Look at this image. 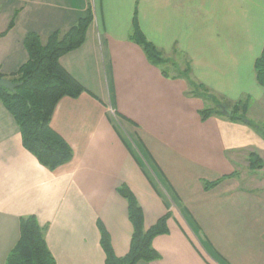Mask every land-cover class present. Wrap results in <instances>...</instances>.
<instances>
[{
    "label": "crops",
    "instance_id": "0c3cea01",
    "mask_svg": "<svg viewBox=\"0 0 264 264\" xmlns=\"http://www.w3.org/2000/svg\"><path fill=\"white\" fill-rule=\"evenodd\" d=\"M88 5L93 19L83 44L59 57L86 91L61 97L50 119L72 158L53 170L40 164L0 100V264L19 237V218L30 214L56 264H105L99 225L113 253L125 255L132 226L120 184L140 204L145 228L170 212L168 231L152 240L158 258L137 264H264V189L231 175L247 151L264 163V137L219 114L201 120L199 109L212 101L189 94L178 76L188 65L191 80L216 97H249L247 116L257 123L264 0H0V73L8 77L27 60L28 32L44 40ZM134 10L169 69L129 39Z\"/></svg>",
    "mask_w": 264,
    "mask_h": 264
},
{
    "label": "trees",
    "instance_id": "16d2710c",
    "mask_svg": "<svg viewBox=\"0 0 264 264\" xmlns=\"http://www.w3.org/2000/svg\"><path fill=\"white\" fill-rule=\"evenodd\" d=\"M92 19L93 12L88 5L85 13L74 24L64 30H53L44 40L37 32H28L23 40L28 58L17 71L8 74L11 81L21 83L15 87L14 91L0 86V100L16 121L23 146L37 158L40 164L50 170L68 162L73 156L68 143L50 126L55 105L63 96L76 97L86 91V88L60 64L59 57L83 44ZM10 26L11 23L8 27ZM129 39L142 47L151 63L161 65L171 62L146 39L139 27L136 10L132 16ZM254 70L257 82L264 88V44L254 61ZM178 76L187 80L189 94L212 101L213 106L199 109L201 120L207 119L210 115L219 114L231 121L250 124L264 137V126L253 122L247 116L251 101L249 97L233 102L216 97L207 88L191 80L188 65L179 70ZM0 77L5 76L0 73ZM220 104L228 108L229 114L223 112ZM124 141L135 155L128 141L126 139ZM247 161L248 168L251 170L260 169L264 164L255 151L247 154ZM141 168L153 188L160 193L157 183L146 166L142 165ZM235 174H237L236 171L231 172V175ZM225 176L213 181H204L203 187L205 189L213 187ZM116 191L127 202V217L131 223L132 232L127 253L116 256L112 251L109 235L99 225L105 264H137L141 260L151 261L158 258L159 254L153 248L152 240L156 235L168 231L167 220L170 212H166L145 228L142 208L129 187L126 184H120L116 187ZM4 264H56L55 258L47 247L44 230L34 215L19 218V237L7 253Z\"/></svg>",
    "mask_w": 264,
    "mask_h": 264
},
{
    "label": "rangeland",
    "instance_id": "374dc122",
    "mask_svg": "<svg viewBox=\"0 0 264 264\" xmlns=\"http://www.w3.org/2000/svg\"><path fill=\"white\" fill-rule=\"evenodd\" d=\"M163 68L169 69L170 66H166V63L161 64ZM252 108L255 112L252 113V118L257 121L258 124L261 126H264V100L258 103H253ZM112 118L113 115L111 114ZM118 123V122H117ZM121 130V129H120ZM123 132V131H122ZM125 135V133L123 132ZM250 151H247L246 153H242L237 156V160H239V169H236L234 171L237 172L238 175H240L242 183L246 184L251 187L257 186L261 187V189H264V167L262 169H256V170H251L248 168V161H247V154ZM247 164V166H246ZM147 168V167H146ZM150 173V172H149ZM151 174V173H150ZM152 175V174H151ZM161 190V189H160ZM162 192L164 191L163 189L161 190ZM165 194V192H163Z\"/></svg>",
    "mask_w": 264,
    "mask_h": 264
},
{
    "label": "water",
    "instance_id": "95a60500",
    "mask_svg": "<svg viewBox=\"0 0 264 264\" xmlns=\"http://www.w3.org/2000/svg\"><path fill=\"white\" fill-rule=\"evenodd\" d=\"M21 82H13L8 77H0V86H3L11 91H14L15 87L18 86ZM221 109L225 114H229V110L223 104H220Z\"/></svg>",
    "mask_w": 264,
    "mask_h": 264
}]
</instances>
